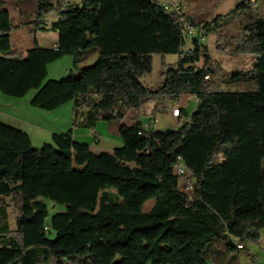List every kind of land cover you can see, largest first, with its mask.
<instances>
[{
	"label": "trees",
	"instance_id": "trees-1",
	"mask_svg": "<svg viewBox=\"0 0 264 264\" xmlns=\"http://www.w3.org/2000/svg\"><path fill=\"white\" fill-rule=\"evenodd\" d=\"M47 1L16 0V21L0 0L3 94L35 90L30 104L44 110L73 102V125L86 128L123 121L149 102L157 109L194 96L197 105L181 107L169 131L146 130L139 118L121 122L123 145L101 153L74 140L72 128L35 148L27 132L0 121V264H239L236 254L247 241L260 242L264 229V15L244 1L234 9V53L255 62L230 80L255 88L224 90L201 40L217 34L221 48L228 36L221 18L186 13L196 32L184 49V22L158 0ZM20 28L58 32V44L13 49ZM90 50L98 58L81 76L47 79L51 62L71 56L78 67ZM155 54L178 57L163 61L156 88L141 80ZM179 158L194 176L191 191L175 172ZM50 204L63 208L50 216Z\"/></svg>",
	"mask_w": 264,
	"mask_h": 264
},
{
	"label": "rangeland",
	"instance_id": "rangeland-1",
	"mask_svg": "<svg viewBox=\"0 0 264 264\" xmlns=\"http://www.w3.org/2000/svg\"><path fill=\"white\" fill-rule=\"evenodd\" d=\"M159 2L165 0H158ZM180 1V0H179ZM243 0H223L217 8L213 9V4L215 0H188L186 5L185 13L188 14H204L209 13V21L219 17L221 21H224V25L220 28L224 35L228 36L221 41V48L217 45V34L209 33L206 35L203 41L209 48V52L214 60V66L217 68V73L214 78L218 81L220 87L226 90H252L254 89L253 84L249 83H238L231 82L230 76L236 71H248L253 67L255 62V56L252 54H235V42L230 38L231 35L236 34L240 31L239 24L236 18H234V9ZM65 4H78L82 3V0H63ZM58 5L59 0H48L46 6ZM7 8L9 9L11 15L18 21V9L16 5V0H7ZM258 13L264 15V6L262 7V1L259 0ZM51 13H58V10ZM211 13V15H210ZM242 18V17H241ZM55 16H49V20H55ZM38 37L40 44L42 46H47L53 39L51 32L39 31L38 33L32 32L26 28L17 29L12 33L13 46L21 50H28L35 45V40ZM192 36H186V44L184 49L191 46ZM97 56L91 50L88 51L82 61L79 63L78 67L74 66V60L71 56H64L58 60L51 62L48 65V75L47 79H57L61 80L69 75L74 77H79L83 72L89 68L96 60ZM177 55H166L163 57L160 54H155L153 56V71L150 74L142 77V82L146 86L158 87L161 85V72L163 70V61L167 63L175 64L177 61ZM201 65V63H199ZM36 91L31 90L24 97H13L0 92V104L3 114H7L8 117L0 115V120L15 128L24 130L30 135L32 144L35 148H42L45 145H54L53 140H46V132L42 129H37L35 126H41V116L31 109H40L34 107L30 104L31 98L35 95ZM192 102V103H191ZM180 104L189 103L187 99H180ZM191 106L188 111H192L197 105L196 100L190 101ZM146 109V108H144ZM187 109V108H186ZM42 109H40L41 111ZM14 117V118H13ZM158 126L160 131H169L172 129V120H167L165 116L159 117ZM128 121L133 122L132 118ZM28 123L35 125L31 127ZM66 128V126L64 127ZM264 164V161H263ZM186 179H181V184L184 183ZM154 202L153 200L151 201ZM151 202L146 204V209L151 206ZM50 206V216L56 212L58 208H63L61 205H54L53 208ZM10 224L13 229H15V213L13 206L10 207ZM260 235L264 237V229L261 230ZM55 237V235H53ZM217 244H224L223 241H218ZM239 264H264V240L260 242H254L252 240L247 241L246 250L237 253ZM211 264H215L211 261Z\"/></svg>",
	"mask_w": 264,
	"mask_h": 264
},
{
	"label": "crops",
	"instance_id": "crops-1",
	"mask_svg": "<svg viewBox=\"0 0 264 264\" xmlns=\"http://www.w3.org/2000/svg\"><path fill=\"white\" fill-rule=\"evenodd\" d=\"M260 1H262V7H263L264 0H260ZM49 16H55V18L57 19L59 17V13H49L48 19H49ZM43 32H51L53 39L47 46H42L37 37L36 40H37L38 45L41 47H55L58 44L59 33L54 32V31H43ZM12 44H13V41H12ZM13 49L21 50L19 48H15L14 46H13ZM95 56L98 57V53H95ZM184 98L187 99L189 103L180 104L179 101L168 102L157 109L154 107L153 102H149L145 104L144 106H142L139 110L130 109L128 111L127 116L125 117L123 121H119V122L114 121L109 124L106 121L99 120L96 123L95 127L93 128H86L84 126H81L80 124L78 126L73 125V113H74L73 102L67 103L55 110L42 109L40 111V109L33 108L31 110L35 111L37 114L41 116L40 118L41 122H37V123H40L41 126H35L30 123L28 124L31 127L35 126V128L37 129L43 128V130L46 132V140H50V139L52 140V134L55 132L60 133V132L67 131L68 129L72 128L74 140L89 144L93 152L95 153L112 152L115 148L121 147L123 145L122 139L120 138V135H119V125L121 122L131 124L132 122L128 121L129 118H132V119L139 118V120L145 123L149 121L150 115H154L157 119L155 123V129L160 130V127L158 126L157 123L160 120L159 117L161 115V116H165L167 120H172L171 122L172 129H175L178 126L179 118L172 115V109L174 108V106L179 105L189 110V107L191 106V103H192V102L190 103V101L195 100L194 96H182L180 99H184ZM80 110L85 111L86 108L81 107ZM1 111H2V108L0 104V115H3L4 117H8L7 114H3V112ZM82 119H83V116L79 118V120H82ZM65 126L66 128H64ZM260 237H261V240H264V237L262 235H260ZM245 248H246V245H245Z\"/></svg>",
	"mask_w": 264,
	"mask_h": 264
},
{
	"label": "built area",
	"instance_id": "built-area-1",
	"mask_svg": "<svg viewBox=\"0 0 264 264\" xmlns=\"http://www.w3.org/2000/svg\"><path fill=\"white\" fill-rule=\"evenodd\" d=\"M247 8L253 11H257L259 9V0H243ZM161 5L168 12L176 13L180 20L184 22V33L185 35L192 36L195 34V27L187 20L186 17V5L184 2L179 0H165L161 2ZM206 36H202L201 40L204 41ZM208 78V77H207ZM197 101V98L194 97ZM172 115L175 117H179L181 115V106L175 105L172 109ZM157 119L154 115H150L149 121L144 123V127L146 130L155 129V123ZM154 127V128H153ZM175 172L182 178L186 179L182 184V187L185 191H191L194 184V176L192 172L186 167V165L179 158L178 163L175 166ZM239 248H243V245H238Z\"/></svg>",
	"mask_w": 264,
	"mask_h": 264
}]
</instances>
